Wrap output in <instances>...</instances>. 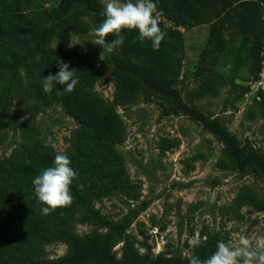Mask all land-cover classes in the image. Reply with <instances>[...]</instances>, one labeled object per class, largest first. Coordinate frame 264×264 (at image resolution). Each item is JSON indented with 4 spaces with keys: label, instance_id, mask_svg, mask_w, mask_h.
<instances>
[{
    "label": "trees",
    "instance_id": "1",
    "mask_svg": "<svg viewBox=\"0 0 264 264\" xmlns=\"http://www.w3.org/2000/svg\"><path fill=\"white\" fill-rule=\"evenodd\" d=\"M47 1L0 0V77L4 72L15 73L8 100L15 92L38 102L31 109L58 103L78 122L71 145L63 151L78 174L70 186L74 199L69 207L42 214L47 205L39 201L32 181L53 166L60 151L45 144L27 120L22 124L19 145L9 156H0V264H190L180 255L140 253L128 233L130 217L115 221L96 207L107 197L133 195L135 191L119 148L127 139V127L118 107L160 94L170 104L168 112L177 109L213 131L235 168L252 170L264 179V155L253 148L244 149L218 118H211L182 96L177 82L183 68V35L176 28L209 23L207 49L222 53L229 50V44L235 45L236 55L250 60L252 78L258 79L264 58V0H152L154 15L159 12L172 25L159 19L165 38L158 51L153 50L151 40L140 38L138 30L122 31L124 44L110 55L115 84L111 100L95 89L106 75L104 68L80 65L79 54L69 46L75 35L90 32L89 16L99 27L106 5L101 0H58L48 8L44 6ZM59 60L69 63L79 83L71 93L58 84L50 94L45 93L43 79L59 71ZM217 84L216 77L207 80L203 93H216ZM7 137L0 130V145ZM220 164L227 162L221 160ZM244 206L264 210V195L244 186L225 206V213L240 218ZM79 221L95 225L96 230L84 237L77 235L73 229ZM221 240L219 233H210L194 256L209 258ZM58 241L67 242L70 253L55 260L43 259L46 246ZM119 241L124 242L122 257L114 250Z\"/></svg>",
    "mask_w": 264,
    "mask_h": 264
},
{
    "label": "rangeland",
    "instance_id": "2",
    "mask_svg": "<svg viewBox=\"0 0 264 264\" xmlns=\"http://www.w3.org/2000/svg\"><path fill=\"white\" fill-rule=\"evenodd\" d=\"M101 1L106 5L107 0ZM57 2L49 0L44 6L50 8ZM88 19L90 32L75 35L71 45L79 54L80 65L104 68L106 75L95 89L111 100L115 91L111 53L105 51L104 60L100 58L103 48L92 43L97 26L90 16ZM176 28L183 35V68L177 82L182 96L211 118H218L244 149L253 148L264 155V98L246 95L253 77L250 60L238 57L233 44L227 52L209 51V23ZM14 76V72H4L0 77V130L8 135L0 145V156H9L19 145L22 124L27 120L45 144L60 152L67 150L78 122L58 103L31 109L38 102L14 91L8 100ZM213 77L218 79L217 92L203 93V84ZM169 105L164 96L153 94L149 101L118 107L127 127V139L119 148L135 191L133 195L107 197L96 207L115 221L130 217L128 233L137 249L152 256L161 252L184 258L195 255L210 233H219L231 245L238 244L240 236L253 241L264 236V210L244 206L240 218L225 213V206L244 186L264 195V179L252 170L235 168L213 131L177 109L168 112ZM221 160L227 165H221ZM95 230V225L81 221L73 229L81 237ZM123 244L119 241L114 246L118 257L123 255ZM70 251L67 242L58 241L46 246L43 259L55 260Z\"/></svg>",
    "mask_w": 264,
    "mask_h": 264
},
{
    "label": "clouds",
    "instance_id": "3",
    "mask_svg": "<svg viewBox=\"0 0 264 264\" xmlns=\"http://www.w3.org/2000/svg\"><path fill=\"white\" fill-rule=\"evenodd\" d=\"M156 5L152 0H107L103 22L94 31L95 45L101 46L103 53H112L119 49L125 37L121 34L124 30H138L142 40H151L153 50L158 51L165 33L160 28L158 16L154 15ZM109 35L114 36L108 40ZM72 46L71 44L69 45ZM37 60L39 58L37 57ZM59 71L43 79V91L51 93L54 85H63V91L71 93L79 83L75 70H69V63L58 61ZM71 160L66 153L55 155L53 166L46 168L40 175L33 179L35 194L39 201L45 205L42 214L48 215L58 208L69 207L73 203L70 186L77 177V172L70 166ZM81 187H83L81 185ZM190 264H264V236L253 241L246 236H240L238 244L231 245L223 240L217 242L216 251L207 259L201 260L194 255H187Z\"/></svg>",
    "mask_w": 264,
    "mask_h": 264
},
{
    "label": "built area",
    "instance_id": "4",
    "mask_svg": "<svg viewBox=\"0 0 264 264\" xmlns=\"http://www.w3.org/2000/svg\"><path fill=\"white\" fill-rule=\"evenodd\" d=\"M157 16L160 20H165L168 25H172V22L169 23V20L163 16L160 15L159 12H157ZM264 54V51H263ZM249 90L246 93L247 96L251 95L254 98L261 100L264 96V58H263V69L260 72V77L258 79L252 78L249 81Z\"/></svg>",
    "mask_w": 264,
    "mask_h": 264
}]
</instances>
